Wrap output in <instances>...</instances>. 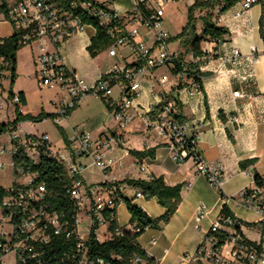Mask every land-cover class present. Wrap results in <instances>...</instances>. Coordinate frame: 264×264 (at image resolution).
Returning <instances> with one entry per match:
<instances>
[{"label": "built area", "instance_id": "obj_1", "mask_svg": "<svg viewBox=\"0 0 264 264\" xmlns=\"http://www.w3.org/2000/svg\"><path fill=\"white\" fill-rule=\"evenodd\" d=\"M186 1L4 0L7 21L14 30L24 33V44L32 46L37 43L34 68L39 86L62 94L56 102L54 121L57 126L88 97L100 98L109 103L116 90L120 97L109 103L116 122L115 132L94 137L91 132L76 128L71 131L68 146L63 149L56 148L46 134L22 131V123L16 128L11 124L13 120L4 123L8 128L0 133V140L6 139L5 144L0 145V157L9 158L7 163L12 168L13 184L10 188L3 187L8 194L0 206V260L12 254L16 257V263L46 264V252L54 237L70 239L76 236L77 243L73 252H70L72 254L64 255L72 263L91 264L85 245L91 229L95 224L99 225L96 236L100 241L98 231L101 227L107 228L104 212L123 204L124 196L123 189L116 185L114 179L101 184H86L82 178L84 171L93 167L106 172L120 167L111 156L123 148V132L135 119L133 103L142 93L143 82H153L157 70L170 69L180 83L175 88L178 93L191 98L202 93V67L211 59V52L202 48L204 55L194 57L192 53L171 50V37L165 28L164 7ZM257 2L240 0L241 8L234 17L241 18ZM221 7L216 8L217 13ZM84 19L94 20L112 40L108 47L109 56H118L119 50L123 48L128 50V56H121V60L115 62L109 71L92 82L70 69L56 51L86 27L96 30L93 25L84 23ZM262 52L264 54V46ZM240 55V51L234 49L232 57L221 58V63L234 62ZM3 66L0 58V111L5 107L3 95L7 92L6 87L10 86V74L3 70ZM167 81L165 77L159 82L166 85ZM181 83L185 85L181 86ZM233 97L243 98L244 94L237 91ZM161 99L162 109L154 120L148 121V126L156 129L159 136L167 141L171 157L178 165L192 161L196 175L205 177L211 186L220 188L223 165L207 162L201 157L200 133L195 131L189 134L187 125L175 118L176 102L168 101L165 94L161 95ZM11 102L19 106V95L14 94ZM230 121L238 123L235 117ZM42 153L61 164L71 181L67 193L74 203L72 223L62 214L48 211L44 184H35L37 174L31 172L29 167L25 168V165L37 164ZM17 158L21 160L20 164L16 162ZM3 166L4 163L0 161V169ZM133 166L140 172L147 171L139 161H135ZM135 197L149 199L141 191H137ZM238 200L239 204L257 214L258 224L264 228V177L241 191ZM204 215L201 206L195 220L199 222ZM236 223L231 217L219 216L195 252L190 256H182L177 264H264V252H259L246 242L236 229ZM220 235L225 238H219ZM135 264L154 263H149L145 258H136Z\"/></svg>", "mask_w": 264, "mask_h": 264}, {"label": "crops", "instance_id": "obj_2", "mask_svg": "<svg viewBox=\"0 0 264 264\" xmlns=\"http://www.w3.org/2000/svg\"><path fill=\"white\" fill-rule=\"evenodd\" d=\"M178 4V3H176ZM1 5V2H0ZM240 2L223 13L214 12V21L219 27H224L229 34L220 43H211L202 46L206 52H211V59L202 67V93L196 97H188L178 93L175 88L180 83L172 75L169 68H162L155 72L153 82H143V90L138 99L133 103L135 119L123 132L124 146L117 150L111 157L119 164L114 170L102 172L96 168L84 171L82 178L86 184H101L114 179L120 183L123 196L140 207L150 218L162 216L165 209L159 205L155 198H136L137 189L129 186L126 180L149 181L150 177H162L168 186L182 185L181 203L171 220L160 229L150 228L138 239L140 247L153 260L154 264H177L180 257L186 252H195L205 238L214 221L219 217L224 204L229 208L234 217L240 220L241 233L250 242L260 244L264 252V228L258 224V216L251 210L239 204L238 196L241 191L250 188L255 183V178L264 177V6L257 2L252 9L241 18H235L240 10ZM1 13V12H0ZM7 21L1 13L0 22ZM8 22V21H7ZM9 23V22H8ZM13 34V27L9 23ZM91 33L83 32L68 39L58 51L66 65L87 81H96L102 74L110 70L111 66L121 60V56H128V50H119V55L111 57L108 48L99 52L96 57H90L88 47L96 30L91 27ZM202 31V24H201ZM10 35V36H11ZM9 36L0 35V38ZM170 37H173L170 35ZM26 48V47H24ZM23 48V49H24ZM180 50V45L173 49ZM238 49L240 57L226 64L221 63V58L232 57V51ZM22 50V49H21ZM20 52V51H19ZM19 52L17 54V79L12 87L14 94H22L19 106L12 104L8 96L3 95V104L11 112V119L16 118V109L22 115L37 117L41 114L52 116L38 123L23 122L21 130L28 134H46L38 129L27 132L25 127L36 128L46 120L54 119L57 114L56 102L61 98L57 90L42 88L34 76V51L31 58L32 69L29 78L38 89L40 101L35 105L31 99V87L20 83ZM100 55H106L111 60L108 65H98ZM167 78V84L159 81ZM181 83V86H184ZM240 91L243 98H234L233 93ZM165 94L168 101H175V118L180 123L187 125L189 134L195 131L200 133L199 152L207 162H218L223 165V180L220 188L211 187L207 179L196 175L195 165L187 161L178 165L171 157L167 141L163 140L158 131L148 126L149 120L157 117L162 105L161 95ZM118 90L115 91L111 104L119 99ZM94 100L103 103L105 110L101 112L103 120L110 115L112 125L103 126L98 118L96 122L81 121L79 115L89 113ZM106 101L96 98H86L76 109L72 110L67 119L57 126L62 137L61 146H68V138L73 129L81 128L91 132L94 137L116 131V122L112 116V107ZM99 117V115H98ZM237 118L238 123H232L231 118ZM7 119L1 117L0 124ZM65 139H64V137ZM131 152H145L146 155L137 158ZM148 152H153L149 156ZM135 161L145 165L147 171L140 172L133 166ZM244 168L243 162H249ZM189 187H186L187 185ZM203 206L205 215L197 222L195 215ZM117 221L120 227L129 228L130 214L125 203L117 206ZM106 230V227H104ZM107 234V233H106ZM100 241L101 239L99 237ZM155 241V243H153ZM7 255L0 264H7ZM14 257V256H13Z\"/></svg>", "mask_w": 264, "mask_h": 264}, {"label": "trees", "instance_id": "obj_3", "mask_svg": "<svg viewBox=\"0 0 264 264\" xmlns=\"http://www.w3.org/2000/svg\"><path fill=\"white\" fill-rule=\"evenodd\" d=\"M238 2L240 0H196L194 5L187 10L186 26L182 28L178 35L171 37L169 42H178L184 48V53H192L194 57L203 56V42L220 43L229 34L226 28L219 27L214 21L216 8L222 6L219 13H223L231 9ZM258 2L264 6V0H258ZM197 11L205 13L199 18L202 24L201 34H197L198 19L195 17ZM0 12L7 20V7L4 0H1ZM84 23L93 25L97 30L95 36L91 38V44L88 47L89 54L94 58L99 52L108 48L112 40L106 36L105 31L94 20L84 19ZM23 35L24 33L22 31L14 30L11 36L0 38V58L3 61V70L8 71L10 74V100L14 96L12 87L17 79V54L21 49L26 47ZM18 95L21 99L22 94ZM161 109L162 106L154 111L153 114L159 112ZM15 113L16 118L11 123L15 128L23 122L38 123L52 117L43 114L37 117L22 115L19 109H16ZM7 128L8 125L0 124V133H4ZM131 153L137 158L146 155L145 152ZM147 154L153 156V152H148ZM16 162L20 164L21 160L17 158ZM251 162H243L241 167L244 168ZM28 167L31 172L37 174L35 184H44L45 186V204L49 206L48 211L55 212L59 215L62 214L65 219L72 223V217L75 215L74 203L67 193L71 181L68 179L63 166L42 153L40 161L37 164L25 165V168ZM259 179V177H256L255 182L258 183ZM126 183L145 195H148L149 199L155 198L159 205L165 209V212L159 218L152 219L140 207L134 205L130 199L124 198V203L130 214V222L129 228H123L119 226L117 221V207L113 210H106L104 217L107 222L106 233H108L109 237L103 241H98L96 231L99 229V225L95 224L85 244L88 262L91 264H135L136 258H145L149 263H154L140 247L138 239L146 230L150 228L160 229L163 225L167 224L177 212L181 203V190L183 186H168L162 177H153L149 181L126 180ZM116 185H120V183L116 182ZM7 194L6 189L0 186V206L3 198ZM219 216L235 219L237 222L236 229L241 233V225L243 223L234 217L226 204L222 206ZM218 237L221 239L225 238L224 235ZM245 240L259 252L263 251L260 244L250 242L247 239ZM76 243V236H72L70 239H66L63 236L54 237L46 252V264H77L76 262L72 263L70 260H67V256L64 255L65 253L72 254L70 252H73ZM16 264L21 263L17 262ZM26 264L33 263L28 262Z\"/></svg>", "mask_w": 264, "mask_h": 264}, {"label": "rangeland", "instance_id": "obj_4", "mask_svg": "<svg viewBox=\"0 0 264 264\" xmlns=\"http://www.w3.org/2000/svg\"><path fill=\"white\" fill-rule=\"evenodd\" d=\"M196 0H187L185 3H178V4H172L169 6L164 7L165 11V28L168 31V33L175 37L178 35L182 28L186 26L187 24V10L189 7L193 6ZM1 2V0H0ZM205 13H200L196 12L195 17L198 19L197 22V34H201V22H200V17L203 16ZM1 15V13H0ZM12 32V29L7 21L0 22V35L3 36H10ZM92 29L91 27H86L85 28V33H91ZM62 46V45H61ZM178 46V42L171 43L170 49L173 50ZM203 47H205V44H202ZM37 48V43L33 44L32 46H26V48L20 50L19 52V69L21 72L20 75V83L26 84L28 87H31L32 92L30 94V99L31 101L36 105L38 101H40V94L38 93V89H35L34 82L31 81V78H29V71L32 69V64H31V58L33 56L34 51H36ZM180 51L183 52L184 48L180 46ZM90 55V54H89ZM91 57V55H90ZM92 58V57H91ZM190 60V59H189ZM97 64L98 65H108L111 63V60L106 58V55H100L97 59ZM34 70V76L35 77V68L33 67ZM36 79V78H35ZM4 96H8L7 92H5ZM93 107L90 106V111L89 113H83L79 115V119L81 121H91V122H96V120L99 118L100 123L103 124V126L106 125H112V119L110 115H107L105 120L102 119L101 112L105 110L104 105L102 102L98 100H94ZM1 117L4 119H7L5 122L9 123L11 120V112L6 108L3 107L0 111ZM99 115V117H98ZM38 129L40 132H47L51 141L58 147L61 146L62 144V137L60 134V131L57 128V125L55 124L54 119H49L46 120V122L40 123L36 126V128L32 127H25V130L27 132H33L32 130ZM6 139L5 137L0 140V145L5 144ZM9 158H4L0 157V161L4 163L3 168L0 169V186L4 188H10L13 184V175H12V168L10 165H8L7 161ZM210 185V184H209ZM211 186V185H210ZM213 187V186H211ZM149 200V199H146ZM84 220V218H83ZM98 234L101 239H106L109 237L108 233L106 234V230L104 227H101L100 230L98 231ZM223 248H226V245H223ZM194 252H186L182 256L188 254L189 256L192 255ZM181 256V257H182ZM180 257V258H181ZM7 264H16V257L12 256L8 258V263Z\"/></svg>", "mask_w": 264, "mask_h": 264}]
</instances>
